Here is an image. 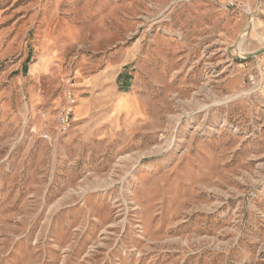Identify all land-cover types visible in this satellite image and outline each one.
<instances>
[{
  "label": "rangeland",
  "instance_id": "obj_1",
  "mask_svg": "<svg viewBox=\"0 0 264 264\" xmlns=\"http://www.w3.org/2000/svg\"><path fill=\"white\" fill-rule=\"evenodd\" d=\"M0 264H264V0H0Z\"/></svg>",
  "mask_w": 264,
  "mask_h": 264
},
{
  "label": "crops",
  "instance_id": "obj_2",
  "mask_svg": "<svg viewBox=\"0 0 264 264\" xmlns=\"http://www.w3.org/2000/svg\"><path fill=\"white\" fill-rule=\"evenodd\" d=\"M107 79V77H105ZM105 79V80H106ZM99 78H90L87 79L83 82V85L86 88H90L93 87L94 85L98 84ZM110 84L107 83L106 85ZM107 89V88H106ZM110 91L106 90V96L109 97H117L116 93H112V91L110 92V94L108 95ZM79 104L75 105V109H74V113L75 116H79L82 112L86 111L85 109H87L89 107L90 110L94 109V107H90V103H91V99L88 96H83L82 98H79ZM117 102L119 103V110L117 112H114V108L112 106H110V111L113 110L115 116L119 115V114H123L124 115V120H130L138 115H141V106L140 103H138V101H134L131 92L128 93V95H119Z\"/></svg>",
  "mask_w": 264,
  "mask_h": 264
},
{
  "label": "built area",
  "instance_id": "obj_3",
  "mask_svg": "<svg viewBox=\"0 0 264 264\" xmlns=\"http://www.w3.org/2000/svg\"><path fill=\"white\" fill-rule=\"evenodd\" d=\"M77 101L73 89L65 93L64 105L58 114V125L62 131H67L71 125L72 111Z\"/></svg>",
  "mask_w": 264,
  "mask_h": 264
},
{
  "label": "bare ground",
  "instance_id": "obj_4",
  "mask_svg": "<svg viewBox=\"0 0 264 264\" xmlns=\"http://www.w3.org/2000/svg\"><path fill=\"white\" fill-rule=\"evenodd\" d=\"M75 108V107H74Z\"/></svg>",
  "mask_w": 264,
  "mask_h": 264
}]
</instances>
